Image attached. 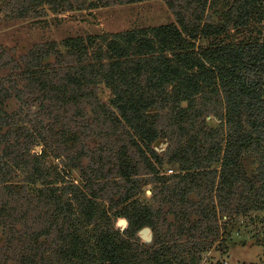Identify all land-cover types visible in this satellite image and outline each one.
<instances>
[{"label":"trees","instance_id":"obj_1","mask_svg":"<svg viewBox=\"0 0 264 264\" xmlns=\"http://www.w3.org/2000/svg\"><path fill=\"white\" fill-rule=\"evenodd\" d=\"M166 2L176 22L38 43L18 58L0 45V104L15 97L26 109L0 113V264H223L205 258V240L220 239L223 254L221 228L237 221L240 232L247 213H257L264 250V31L255 40L194 41L225 32L231 21H264V0H233L217 23L203 20L207 0H187L188 15L176 0ZM43 3L52 13L73 7L71 0H8L6 9L19 18L47 14ZM100 85L108 105L96 97ZM84 105L100 109L93 120H112L109 152L85 146L101 129L79 122ZM207 114L224 138L203 126ZM162 139L168 143L158 153ZM51 149L82 169V186L49 164ZM85 155L94 161L82 166ZM165 160L181 171L160 174ZM152 182L151 197L141 200ZM115 217L126 220L124 229L114 227ZM143 227L153 232L150 245L137 234Z\"/></svg>","mask_w":264,"mask_h":264},{"label":"rangeland","instance_id":"obj_2","mask_svg":"<svg viewBox=\"0 0 264 264\" xmlns=\"http://www.w3.org/2000/svg\"><path fill=\"white\" fill-rule=\"evenodd\" d=\"M73 7L65 11L58 13H52L49 10L47 4L43 3L39 8H43L44 12L38 15L32 16H11L7 12L8 0H0V45L4 47L15 58L23 56L28 51L33 49V46L38 43L48 44L51 41L60 42L62 39L69 36H86L88 34H95L100 32H115L121 31L133 27H146L152 25H159L162 23L176 22L175 13L173 9L167 4L166 0H142L133 3H116L107 6H98L95 8H88L87 3H91L93 0H71ZM187 0H176L177 7L185 9L188 15V8L186 5ZM233 0H207L205 4V13L203 16L204 21L217 23L221 21L222 13L229 7ZM80 5V6H79ZM192 8L197 6L192 5ZM43 10V11H44ZM205 17V18H204ZM264 31V21L259 19L258 16H251L249 22L244 26H234L231 21L226 31L217 36H204L198 34L195 38L196 46L208 45L211 41L216 39H222L225 41L235 40H255V38H261ZM16 72V71H15ZM10 71H4L2 75L9 74ZM25 81H19L18 86L22 87ZM96 92V97L101 103H106L107 91L102 85H100ZM85 106V105H84ZM93 105L85 106L86 116L79 119V122L86 119L89 121L91 128L101 129L100 134H90L85 142L87 149H92L97 146H102L104 151L110 149L114 145V137L112 133H109L112 127V120L105 123L100 119L93 120L100 109L95 108L92 110ZM95 106V104H94ZM21 102L15 97H11L0 104V113H7L12 117L16 114L26 110L23 108ZM72 115L70 111L67 114V118ZM73 120L77 117H72ZM78 120H74L75 122ZM22 122H19L21 124ZM203 126L209 128H215L220 133V137H225V128L220 122L211 114H207L202 121ZM3 129H7L6 126ZM126 137V135L124 134ZM200 146L209 145L206 143L205 137L199 135ZM168 141L162 139L155 145V149L158 153H162L167 146ZM210 143V142H209ZM2 145H0L1 150ZM36 150H40L39 146H35ZM109 152V151H107ZM56 151L51 149L47 155L49 164L53 167H57L61 171L66 172L68 179L77 182L80 186L84 184L82 179L83 172L80 167L74 168L65 162L62 157L56 156ZM149 155V154H148ZM86 156V155H85ZM81 162L82 166L91 164L94 158L88 156L83 157ZM98 158V157H97ZM99 159V158H98ZM154 160V158H152ZM112 161H108L107 167ZM244 165L248 171H251L255 165L252 163L251 158L245 157L243 159ZM219 163L215 162L212 166H218ZM160 174L166 176L177 174L181 171L178 164L171 165L168 162L159 165ZM114 175V174H113ZM156 187L154 182L148 183L142 187V191L139 198L149 199L152 195V189ZM254 215L257 213H247L240 218L241 231L237 232L236 221L227 224V232L221 228L220 236L224 237L223 245H227V251L223 254L216 250L217 246L222 242L220 239L215 240L210 246L208 240H205L204 249L206 251L205 258L212 257L213 261L217 259L222 260L223 264H264V250L258 242L261 224L258 223L259 219H256ZM113 225L117 229H124L126 227V220L123 217H115L113 219ZM230 225V227H229ZM234 228L233 234L231 229ZM229 228V231H228ZM2 229L0 227V235H2ZM140 240L146 245L153 243V232L149 227H143L137 232ZM223 234V235H222ZM183 236L180 244H185L187 241ZM220 251V250H219ZM182 254V253H181Z\"/></svg>","mask_w":264,"mask_h":264}]
</instances>
